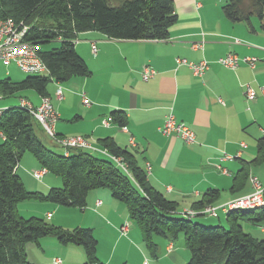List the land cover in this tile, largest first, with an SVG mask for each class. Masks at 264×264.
Segmentation results:
<instances>
[{
    "label": "crops",
    "instance_id": "crops-1",
    "mask_svg": "<svg viewBox=\"0 0 264 264\" xmlns=\"http://www.w3.org/2000/svg\"><path fill=\"white\" fill-rule=\"evenodd\" d=\"M173 1L178 22L171 27L166 40H113L99 31L81 33L75 49L91 75L65 83L54 81L47 96L59 114L57 136L80 135L98 149H102V140L112 139L135 157L149 184L177 203L180 213L206 207L195 209L193 204L210 190L220 191L218 200L210 206L221 211L222 206L254 192L251 178L256 177L264 186V163H254L258 155L257 140L264 135V97L260 90L264 88V22L256 16L250 24L231 21L222 10L230 0ZM93 45L97 46L96 54ZM229 53L241 58L255 57L258 61L254 68L241 63L237 69H229L218 63ZM177 58L195 63L207 60L210 67L203 76H195L186 65H178ZM145 66L156 72L148 80L142 77ZM247 85L257 90L253 101L246 98ZM59 86L64 91L62 100L55 95ZM84 96L90 101L89 106L84 104ZM42 97L34 90L33 100L21 98L38 106ZM113 112L125 114L124 127L114 120L104 125L105 120L113 119ZM171 112L195 132L194 144H185L160 132ZM0 138L2 143L1 135ZM60 149L66 155L67 151ZM225 154L236 158L223 160ZM25 164L29 169L42 168L39 163ZM244 167L248 168V179L239 190H233L234 179ZM47 174L36 187L43 186L47 191L61 185L57 177L44 181ZM109 192L99 189L89 193L84 211H88L92 222L81 226L93 229L100 262L145 264L148 260L150 264H184L189 259L186 242L179 239H155L158 257L151 256L126 206ZM49 214L53 217V213ZM222 214L223 219L218 214V217L202 218L201 222L205 226L223 225L222 221L227 224V214ZM126 223L130 226L123 234ZM242 226L247 233L264 239V223L245 221ZM97 230L100 236L96 235ZM68 246L71 245L65 247V258H60L62 264H76L70 252L79 255L80 264H86L84 250L80 246L75 249ZM55 258L47 264H54Z\"/></svg>",
    "mask_w": 264,
    "mask_h": 264
},
{
    "label": "trees",
    "instance_id": "trees-1",
    "mask_svg": "<svg viewBox=\"0 0 264 264\" xmlns=\"http://www.w3.org/2000/svg\"><path fill=\"white\" fill-rule=\"evenodd\" d=\"M222 10L233 22L250 24L253 16L264 22V0H230ZM0 18H12L31 27L26 39L39 44L40 56L49 71L48 75L30 76L21 82L4 80L0 83L3 94L33 89L42 96L48 95L51 81L65 83L91 75L75 49L81 33L99 31L113 40H166L178 22L173 0H0ZM56 40L61 43L59 48L42 50L41 45ZM112 117L119 126H125L124 113L113 112ZM0 132V264H31L26 244L48 236L65 245L82 247L86 264H103L97 257L98 240L93 229L68 231L43 219H24L18 211L19 202L32 199L84 209L89 193L99 189H108L112 198L125 204L154 258L159 249L155 237L176 241L183 234L191 253L187 264H264V239L247 233L242 226L245 221L264 223V208L228 213L227 227L201 225L183 216L177 203L154 189L135 157L112 139L102 140V148L123 157L128 171L106 155L96 156L89 150L71 149L65 155L48 148L42 125L20 107L3 110ZM257 150L254 163H264V135L257 140ZM28 153L41 167L60 177L63 188H51L48 194L27 190L18 169ZM248 176V168L244 167L232 189L239 190ZM219 196V190L207 191L193 207L211 205Z\"/></svg>",
    "mask_w": 264,
    "mask_h": 264
},
{
    "label": "built area",
    "instance_id": "built-area-1",
    "mask_svg": "<svg viewBox=\"0 0 264 264\" xmlns=\"http://www.w3.org/2000/svg\"><path fill=\"white\" fill-rule=\"evenodd\" d=\"M198 3L200 0H194ZM31 27L24 22H17L12 18H0V61L5 65H16L22 72L33 75L48 74V68L45 62L40 56L39 44L28 41L26 36L28 35ZM92 51L97 53V46L93 45ZM258 59L255 57H239L236 54L229 53L225 57L218 60L223 67L229 69H237L241 63L248 64L251 68H254ZM178 65H186L195 76H203L209 69L210 63L207 60L200 61L198 63L187 61L186 59L177 58ZM156 74L155 70L150 66H145L142 70V77L144 80L152 78ZM261 93L264 97V88H261ZM58 100L64 99L63 87L59 86L56 93ZM245 95L248 101H253L257 97V90L251 85H247ZM83 102L85 105H90V101L84 96ZM20 108L29 111L37 121L42 125L46 135L59 146L64 148L67 153L71 149H85L91 152H100L103 155L111 158L116 164H118L123 170L128 171V165L125 163L123 157H116L108 153L107 149L96 148L90 140L77 135L69 137L57 136L55 126L59 119L58 111L56 110L51 97L44 96L41 99V103L38 106L33 105L30 101L22 98L19 104ZM16 107V106H15ZM8 109V108H7ZM6 110V109H3ZM3 110H0V115ZM113 120L110 118L108 121H104V125L108 126ZM160 132L165 136L177 137L181 139L185 144H194L196 142L195 132L185 123L177 120L174 113H169L166 116L164 124L160 127ZM3 137V134L0 132ZM243 147L246 145L243 143ZM236 156L225 154L223 160H233ZM31 175L38 181H42L44 176L48 173V169L40 168L30 172ZM251 182L254 186V192L239 197L230 203L221 207L223 213H230L233 211H253L256 209L264 208V186L256 178H251ZM219 209L214 206H206L202 210L190 209L181 213L188 218H195L198 214L208 215L211 217H218ZM51 217V214L48 215ZM129 223H126L122 227V232L125 234L128 231ZM54 264H62V260L55 258ZM145 264H150L147 260Z\"/></svg>",
    "mask_w": 264,
    "mask_h": 264
},
{
    "label": "rangeland",
    "instance_id": "rangeland-1",
    "mask_svg": "<svg viewBox=\"0 0 264 264\" xmlns=\"http://www.w3.org/2000/svg\"><path fill=\"white\" fill-rule=\"evenodd\" d=\"M258 26H259V22H258ZM60 46H61V43L56 40L48 44L41 45V48L42 50L46 51V50H50L53 48H59ZM44 75H48V74H44ZM30 76H36V75L24 73L19 68H17L15 65L6 66L0 61V83L4 80H8L10 82H19V81L25 80L27 77H30ZM53 85H55V82L51 81L48 85L49 93L52 92L51 87H53ZM33 93H34V90L26 89V90L17 92L13 95H10V94L4 95L1 90V86H0V97L3 98L2 100H0V109H2L4 106H9L13 104H17L16 107H19L20 106L19 103L22 99L21 97H28L32 99ZM43 136L44 134H42V137ZM44 139L46 141V145L48 148L56 151L57 153L63 154V150L60 149L61 146L55 144L47 136H44ZM95 155L103 157L99 153H96ZM27 162L38 163V161L33 156V154L28 153V154H25V156L23 157L21 161L22 164L20 165L21 167L19 166V169H20L18 171L19 176L22 178L27 190L29 191L34 190V192L36 191L44 192V193L46 192L45 194H48L49 190L44 191L45 188L43 189V186H41L42 183L40 185L41 188L35 186V184L39 186L38 184L39 182L31 175V173H29L31 172V170L33 171L34 169H29L30 167H28L25 164ZM48 177H57L60 180L61 185H59L60 187L58 186L56 188H63V182L61 178L50 173L49 175L47 174L44 181L47 180ZM101 190L109 191L108 189H101ZM118 203H120L121 205H125L121 202H118ZM85 209L86 208L80 209V208L71 207V206H61L51 201H41V200H36V199L25 200V201L18 203L19 215L22 218L29 219V218L35 217L38 219H43L48 224L60 226L64 230H68V231H72L78 227L84 228L81 226L82 225L88 226L87 224H91L92 220L89 219L88 211H84ZM48 213H53V217L51 216L52 218L51 217L49 218ZM219 214H220L221 219H223L224 215L222 214L221 211H219ZM207 217L209 216H198L196 218H193V221L204 225V223L201 222V219L207 218ZM222 224H223L222 226L224 227L228 226L227 224L223 223V221H222ZM217 225L219 224H214L211 226H217ZM99 234H100L99 230H97L96 235L100 236ZM262 238H264V235H262ZM155 239L161 240L163 238L155 237ZM178 239L181 241L185 240L184 235L181 234ZM67 245H71L68 247H73L74 249L75 247H77V246H74L73 244H67ZM65 247L66 245L59 242L55 237H50V236L42 237L36 242H29L26 244V254L31 264H47L49 260L55 257H58V259L62 257L65 258L64 257V254L66 252ZM81 249H82L81 251H83L82 247ZM189 255H190L189 259L184 264H187L191 259L190 251H189ZM70 258L73 259V262H75L76 264H80L79 255L75 254V252H70ZM81 264H84V262Z\"/></svg>",
    "mask_w": 264,
    "mask_h": 264
}]
</instances>
